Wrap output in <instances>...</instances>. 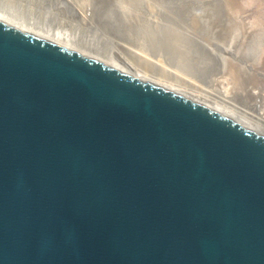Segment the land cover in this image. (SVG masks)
Segmentation results:
<instances>
[{"label":"water","instance_id":"1","mask_svg":"<svg viewBox=\"0 0 264 264\" xmlns=\"http://www.w3.org/2000/svg\"><path fill=\"white\" fill-rule=\"evenodd\" d=\"M0 264H264V133L0 19Z\"/></svg>","mask_w":264,"mask_h":264},{"label":"rangeland","instance_id":"2","mask_svg":"<svg viewBox=\"0 0 264 264\" xmlns=\"http://www.w3.org/2000/svg\"><path fill=\"white\" fill-rule=\"evenodd\" d=\"M20 1V4L33 2V11L42 21L52 11H58L61 20L57 22L62 26L75 22L82 26V33L87 29L98 31L101 43L111 41L115 46L116 58L134 59L136 64H130L134 70L146 69V74L153 73L154 78L164 74L160 75L162 79L166 78L163 67L170 72L181 73L179 76L183 78L178 82L182 81V85L192 88L191 81L208 92H216L231 105L250 112L257 120L256 125L258 122L257 127H263L256 130L264 133V0L183 1L190 4V8H202L199 17H195L198 14L194 12L196 10L180 13L178 10L181 8L177 7L181 3L179 0H143V3L142 0H87L88 3L84 4L87 7L82 0H63L64 4L62 0H55V6L61 5L59 8L54 7L53 0ZM196 1H200L199 4ZM217 7L221 10L214 14ZM213 8L215 11L212 13ZM206 9L211 10L206 12ZM247 18H251V22ZM152 59L154 63L150 62ZM156 61L160 64L158 68L162 67L161 71L154 66ZM139 62L145 66L143 69ZM170 72L166 75L170 76ZM169 76L166 79L169 80ZM184 78L189 82L185 83ZM250 121L255 120L252 118ZM253 126L255 129V123Z\"/></svg>","mask_w":264,"mask_h":264},{"label":"bare ground","instance_id":"3","mask_svg":"<svg viewBox=\"0 0 264 264\" xmlns=\"http://www.w3.org/2000/svg\"><path fill=\"white\" fill-rule=\"evenodd\" d=\"M28 1V0H27ZM63 1V0H62ZM60 1V3L62 2ZM84 1V2H82ZM80 0V2H82V4H86L88 3V1L86 0ZM90 1V0H89ZM153 2V0H151ZM167 1V0H166ZM181 1L180 5L178 4L177 7H179L180 10H178L180 13L181 11H188V10H196L194 11L195 13L197 12L198 14L195 15V17H199V14H200V10L202 8H198V6L196 8H190V4H185V2H187L186 0H179ZM185 1V2H183ZM20 0H0V19L1 20H4L6 22H9V23H12L18 27H20L21 29H24L26 31H29V32H32V33H35V34H38L40 36H43L47 39H51L59 44H62L66 47H70L72 49H75L79 52H82L84 54H87V55H90L92 57H95L97 59H101L105 62H107L108 64L120 69V70H123V71H126L130 74H134L138 77H141L142 79H145V80H148L150 82H154L158 85H161V86H164V87H168L174 91H177L183 95H186L190 98H193L195 100H198L202 103H205V104H208L210 106H212L214 109L218 110V111H221L222 113L224 114H227L229 116H232L236 119H238L240 122L244 123V124H248L250 127L251 125L253 126L254 123H255V129L259 128L257 127L258 126V122H257V125H256V119L255 117H253L250 112L248 111H245V110H242L240 108H238L237 106H234V105H231L230 102H228L226 99H224L223 97H220L219 95H217L216 92L212 93V91L208 92V90H205L203 88V86L201 87V85H197L195 83H191L189 82V80L187 78H184V82L187 83L189 82V84L192 86L187 88V86L185 85H182L181 82L182 81H179L178 82V79L180 78H183V76H179V74L181 75V73H178L176 74L175 70L173 72H170L168 71L166 68H162L160 67V69L158 68L160 64H157L158 61H156V65L154 66H157V70L159 69V71H161V68L164 69L163 71H166L164 72L165 73V77L167 78V76L169 75H166L168 74L167 72H170L171 75L168 77L170 78L169 80L164 78L162 79L161 76L164 74H160L159 76H156L153 75V73L150 75L148 73L146 74L147 71L145 70H141V68H138L140 70H137L135 69L134 70V66L132 67L130 64L132 65H135L136 62L132 60H129L127 61V57L126 58H123L124 60L120 59L119 57L116 58L115 55L117 54L115 51H114V48L115 46L113 45V43L110 41L108 42L107 44H103L101 43L100 39L98 37H101L99 32L98 31H93V30H86L85 32L82 33V26L81 25H76L75 22L70 24V25H61L60 23H58L57 21L61 20L60 19V15H57V12L58 11H55L51 14H49V16H47L45 20H41L39 18V16H37L36 12L33 11V7L35 4H32L33 2H27V3H21L20 4ZM69 2V1H68ZM75 2V0H74ZM86 2V3H85ZM91 2V1H90ZM130 2V1H129ZM164 2V1H163ZM200 1H196L195 3H198L199 4ZM55 3V0H53V4ZM59 3V1H58ZM59 3V4H60ZM134 3V2H133ZM142 3H143V0H142ZM159 3V2H158ZM52 4V3H51ZM56 4V3H55ZM54 4V7H57L59 8L61 5L59 6H55ZM62 4V3H61ZM63 4H64V1H63ZM65 4H66V1H65ZM74 4V3H73ZM145 4V3H144ZM182 4V5H181ZM194 4V3H193ZM213 4V3H212ZM70 5V4H69ZM89 5V4H88ZM149 5V4H148ZM156 5V4H155ZM189 5V6H188ZM196 5V4H195ZM26 6L28 8H26ZM152 6V5H151ZM84 7H87L84 5ZM154 7V6H153ZM89 8V6H88ZM169 8V7H168ZM218 8V7H217ZM167 9V8H166ZM214 9V8H213ZM247 9V8H245ZM244 9V11H246ZM137 10V9H136ZM205 10V9H204ZM207 10V9H206ZM211 9H209L210 11ZM221 10V9H220ZM219 8L215 11V9L212 11V13L214 12V14L216 13H219ZM248 10V9H247ZM161 11V10H160ZM208 10L206 12H209ZM223 11V10H222ZM237 11V10H236ZM136 12V11H135ZM171 12V11H170ZM193 12V11H192ZM29 13H30V16H29ZM211 13V12H210ZM247 13V11H246ZM245 13V14H246ZM54 14V15H53ZM128 14V13H127ZM244 14V15H245ZM120 15V14H119ZM218 15V14H217ZM181 16V14H180ZM249 16V15H248ZM132 17V16H131ZM251 17V16H250ZM135 18V17H134ZM209 18V17H208ZM216 18V17H215ZM50 19V20H48ZM122 19V18H121ZM201 19V18H200ZM212 19V18H211ZM246 19V18H245ZM249 19V21L251 22V18H247ZM199 20V19H198ZM244 21V20H243ZM247 21V20H246ZM128 24L130 21H127ZM244 23V22H243ZM194 24V22H193ZM214 24V23H213ZM130 25V24H129ZM196 25V24H194ZM204 25V24H203ZM243 26V24H242ZM214 27V26H213ZM212 27V28H213ZM216 27V26H215ZM129 29V28H128ZM224 30V29H223ZM231 30V29H230ZM84 31V30H83ZM88 33H90V35H88ZM160 33V32H159ZM165 37V36H163ZM206 37V36H205ZM137 38V37H136ZM217 39V38H216ZM157 42V40H156ZM149 43V42H148ZM263 43V42H262ZM261 43V44H262ZM150 44V43H149ZM246 45V44H245ZM142 46V45H141ZM150 47V46H149ZM262 47V46H261ZM124 49V48H123ZM257 49V47H256ZM164 50V49H163ZM132 51H133V48H132ZM134 51H137V50H134ZM139 51V50H138ZM262 51V50H261ZM128 52V50H127ZM135 53V52H134ZM141 53V52H140ZM166 53V52H165ZM130 54H132L130 52ZM137 54V53H135ZM138 57H141L139 56V54H137ZM169 55V54H168ZM133 56V55H132ZM148 56V55H147ZM172 56V55H171ZM170 56V57H171ZM261 56V55H260ZM262 56H264L262 54ZM148 58V57H147ZM150 58V57H149ZM169 58V57H168ZM172 58V57H171ZM170 58V59H171ZM183 58V57H182ZM129 59V58H128ZM137 59V58H136ZM141 59V58H140ZM263 59V57H262ZM157 60V59H156ZM230 60V59H229ZM145 61V60H144ZM149 61V60H148ZM194 61V60H193ZM231 61V60H230ZM258 61V60H256ZM142 62V61H141ZM150 62H153V59L150 60ZM161 62V61H160ZM172 62V61H171ZM186 62V61H185ZM184 62V63H185ZM140 63V62H139ZM163 63V62H162ZM165 63V62H164ZM168 63V62H167ZM127 67H125L124 65ZM138 64V63H137ZM142 64V63H140ZM147 64V63H145ZM195 64V63H194ZM229 64V63H228ZM163 65V64H162ZM230 65H232L230 63ZM171 66V65H170ZM199 66V65H198ZM197 66V67H198ZM225 66V65H224ZM228 66V65H227ZM143 67H145L143 64H142V69ZM149 69L150 67L147 66ZM146 67V68H147ZM172 67V66H171ZM170 67V68H171ZM235 67V66H234ZM133 68V69H132ZM173 68V67H172ZM192 68V67H191ZM238 68V67H237ZM180 70V68H179ZM224 70V69H223ZM227 70V69H226ZM145 71V72H144ZM156 73V72H154ZM163 73V72H162ZM222 73H224L222 71ZM158 74V73H157ZM156 74V75H157ZM188 74V73H187ZM226 74V73H225ZM224 74V75H225ZM183 75V74H182ZM153 76V77H152ZM188 76V75H187ZM222 77V76H221ZM222 79L224 80V78L222 77ZM243 79V78H242ZM245 79V78H244ZM177 81V82H176ZM226 81V80H225ZM228 81V80H227ZM232 88H234V86H232ZM231 88V89H232ZM230 91V90H229ZM233 91V90H232ZM204 99V100H203ZM208 101V102H207ZM252 118L255 120L254 122L250 121V119L252 120ZM243 119H247V120H243ZM254 127V126H253ZM263 128V127H260V129ZM263 130V129H262ZM264 132V130H263Z\"/></svg>","mask_w":264,"mask_h":264}]
</instances>
